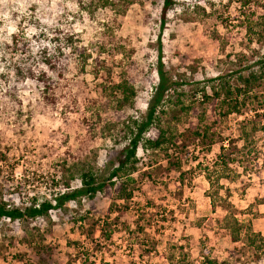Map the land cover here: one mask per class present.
I'll return each instance as SVG.
<instances>
[{
    "label": "rangeland",
    "instance_id": "rangeland-1",
    "mask_svg": "<svg viewBox=\"0 0 264 264\" xmlns=\"http://www.w3.org/2000/svg\"><path fill=\"white\" fill-rule=\"evenodd\" d=\"M163 1L138 0L123 7V16L119 17L121 24L113 29L121 52L112 57L102 55L111 69L110 80L116 83L127 79L139 93L134 109L123 107L120 110L125 117L139 119L145 114L146 102L157 81L159 58L164 70L171 71V81L180 84L177 91L188 93L205 87L210 93V81L214 77L256 70L259 66L256 63L264 56V39H260L264 34L260 27H256L260 36L252 41L244 36L243 25L248 15L243 18L240 0H170L164 22L160 13ZM259 3L264 4V0ZM76 12L75 0H0V51L4 53V59H23L27 50L35 53L53 49L51 37L66 32L75 33L80 44L94 51L95 43L99 41L97 21ZM257 13L264 15V7H258ZM12 40L16 45L11 51L8 47L13 44ZM72 64L70 61V67ZM88 69L85 75L77 78L70 70L66 74L67 82L61 84L63 95L67 96L69 92L77 95L79 102L75 110L67 97L56 105L44 104L36 98L37 86L31 80L19 85L20 106L12 109L10 103L7 108L3 97L5 85L0 81V111L7 108L8 112L6 118L0 114V188L13 189L19 182L20 188L15 191L20 197L13 196L16 205L26 204L27 197L32 195L50 199L52 193L61 188L53 186L61 177L60 164L80 163L84 159L77 154L79 146L85 148L87 163L94 161L97 168L108 160L106 156L112 147L113 136L104 125L112 123L118 111L115 98L108 100L96 93L95 84L99 80H94ZM96 98L100 99L96 102ZM262 108L257 111V117L251 110L229 115L221 124V132L225 137L236 138L239 122L249 118L258 127H264V106ZM203 109L206 110L205 105ZM83 115L93 125L89 132L82 124ZM166 120L168 116H163V121ZM186 126L183 120L178 130L182 131ZM91 133H95L93 138ZM252 140L248 146L250 152L242 164L231 166V178L218 180L222 188L214 208L207 196L209 184L204 177V168L211 169L219 152L218 145L206 151L196 148L191 140L186 142L188 148L183 167L186 171L193 170L182 184L177 173H167L166 160L154 165L157 169L147 167L145 153L138 148L136 156L140 160V170L133 175L138 191L130 211L121 216L120 222L134 229V221L140 214L139 221L145 226L146 237L155 242L156 251L144 255L141 261L140 250L131 241V236L119 232L113 234L110 242H102V253L96 252L87 262H83V256L72 261L70 258L76 256V252L73 247L66 246L68 240L90 246L72 226L69 217H78L88 206L86 202L82 207L69 203L68 212L50 213L53 226L45 244L54 249L52 260L57 264H129L130 261L170 264L177 261L178 253H185L190 263L201 264V247H204L212 257L228 260L230 264H264V256L256 260L253 250L245 244L246 233H260L264 237V169L261 168L264 128L255 132ZM124 144L122 142L118 148ZM241 145L242 141H239L235 147ZM252 157L257 160L251 161ZM70 187H80L79 180L74 179ZM109 204V199L98 196L95 217L101 216ZM226 215L234 216L243 227L242 237L236 244L230 243L228 233L216 223L217 218ZM39 223L44 229L45 223ZM19 239L20 230L16 225L6 224L0 230V244L4 248L0 264H37L29 258ZM16 255L20 256L19 261Z\"/></svg>",
    "mask_w": 264,
    "mask_h": 264
},
{
    "label": "trees",
    "instance_id": "trees-1",
    "mask_svg": "<svg viewBox=\"0 0 264 264\" xmlns=\"http://www.w3.org/2000/svg\"><path fill=\"white\" fill-rule=\"evenodd\" d=\"M137 1L75 0L76 13L79 16L85 15L87 19L97 21L99 41L95 43L97 47L94 51L80 44L75 33L72 32L52 36L53 49H42L35 53L27 50L28 54L20 60L7 61L4 59V53L0 51V81L5 85L3 97H5L4 106L7 108L10 103L12 109L20 106L17 95L19 85L31 80L37 86L36 98L41 99L44 104L56 105L57 102L67 97L70 101L69 105L74 109L79 102L77 95L70 92L67 96L63 95L61 84L67 82L66 74L70 70L74 71L72 76L77 78L85 75L89 68L88 72L93 79L99 80L95 84L96 93L108 100L115 98L116 111H118L114 121L109 125H104L105 130L113 136V141L108 151L109 154L106 156L108 160L100 168L94 165V161L87 163L85 148L82 149L79 146L76 150L77 154L83 156L84 159L80 163L73 161L69 165L60 164L61 177L59 181H54L53 186L61 188L57 189L56 193H52L50 199L32 195L27 197L26 204L18 206L13 202V196L20 197V193L15 191L20 186L19 182H16L17 185L13 189H8L6 186L0 188V230L6 224L18 226L19 243L26 248L29 258L37 264H57L52 260L54 249L45 244L53 226L50 213L52 211L68 212L66 208L69 203L82 207L83 202L87 203L88 209L78 217H69V221L90 247L83 246L80 241L68 240L66 246L73 247L76 252V256L70 259L77 261L83 256V262H87L96 252L102 253L104 244L102 242H110L114 233L126 232L131 236V241H134L133 244L138 246L140 250L138 256L142 261L144 255L148 256L156 250L155 242L146 237L145 226L139 221L142 218L141 215H137L134 229L120 222L121 216L130 211L135 192L138 191L137 182L133 177L140 170L138 166L140 160L136 156L137 149L141 148L145 153L147 167L166 160L167 173H177V179L182 184L184 178L193 170L186 171L183 167L185 165L183 159L187 155L188 148L186 142L191 140L196 148L199 147L206 151L218 145L219 152L215 156L211 169L204 168V177L209 184L207 196L214 208L220 200L219 190L222 188L218 180L231 178V166L242 164L244 157L250 152L248 146L253 141L252 136L264 128L263 126L258 127L256 122L249 118L239 122V133L236 138L225 137L220 130L221 124L231 114H242L251 110L254 113L253 116L257 117V111L263 109L264 56L260 58V62L256 63L259 65L256 70H251L246 74L234 73L233 76L217 75L214 77L210 81V93L205 90V87L195 88L188 93L177 91V86L180 84L171 81V71L164 70L159 58L156 66L157 81L146 102L145 114L139 119L123 116L120 110L123 107L134 109L135 103L140 98L139 93L127 79H121L116 83L110 80L111 69L102 55L112 57L121 52V45L113 29L121 24L119 17L123 16V7ZM251 2L252 0H240L243 18L247 15L252 17L250 19L247 16L243 25L244 36L248 41L260 36L256 27H260L259 30L264 34V15L257 13V8L264 7V4L259 3V0ZM170 4V0L163 1L160 11L163 22ZM12 43L8 47L11 51L16 45L13 40ZM70 61L73 63L71 67ZM169 91L172 93H168ZM100 98L94 101L97 102ZM203 105L206 106V110L203 109ZM7 108L0 111L3 118H6L8 114ZM163 116H168V120L164 122ZM82 117V124L87 126V132H89L93 129V125L84 115ZM191 117L192 121L189 120ZM183 120L186 121L187 126L180 131L178 126ZM94 134L91 133L90 137L93 138ZM225 140L226 143H224ZM239 141H242V145L235 147ZM122 142L125 144L120 149L118 146ZM256 160V157L251 159L253 162ZM154 168L156 166L150 169ZM261 168L264 169V159ZM74 179L79 180L80 187L72 189L70 183ZM98 196L109 199L110 204L101 216L95 217L97 214L95 200ZM40 221L45 223L44 229H41ZM216 223L219 228L228 233L230 243L239 242L243 227L234 216L219 217ZM96 232H98V237H95ZM245 244L253 250L256 260L264 256V237L260 233H246ZM2 249H4L3 244H0V254ZM179 249L183 250L182 247ZM201 257V264H230L228 260L212 257L204 247H201ZM15 258L20 260L18 255ZM129 264L140 263L130 261ZM170 264L192 263L186 259L185 253H178L177 261Z\"/></svg>",
    "mask_w": 264,
    "mask_h": 264
}]
</instances>
